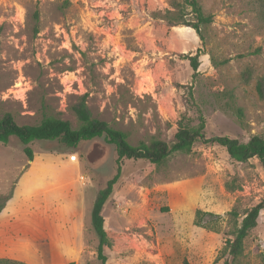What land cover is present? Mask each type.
<instances>
[{
	"label": "rangeland",
	"instance_id": "obj_1",
	"mask_svg": "<svg viewBox=\"0 0 264 264\" xmlns=\"http://www.w3.org/2000/svg\"><path fill=\"white\" fill-rule=\"evenodd\" d=\"M200 3L213 17L203 39L161 18L170 0H0V116L10 111L35 124L47 111L76 126L72 105L87 93L93 115L129 132L132 143L152 135L170 141L183 114L194 123L203 115L207 137L264 136L256 90L264 3ZM196 54L194 77L188 56ZM25 146L15 137L0 142V258L103 264L92 214L117 172L114 145L36 140L33 160ZM263 196L258 159L236 161L218 144L200 141L162 165L125 160L102 210L112 242L106 264H264V210L241 257L224 252L226 212L237 205L244 213ZM197 209L224 216L221 231L196 226Z\"/></svg>",
	"mask_w": 264,
	"mask_h": 264
},
{
	"label": "trees",
	"instance_id": "obj_2",
	"mask_svg": "<svg viewBox=\"0 0 264 264\" xmlns=\"http://www.w3.org/2000/svg\"><path fill=\"white\" fill-rule=\"evenodd\" d=\"M261 1L264 3V0ZM170 6L163 12H159L161 18L166 19L170 25L192 27L201 39L204 38V30L212 23L213 17L204 12L200 0H170ZM35 31L38 32V29L36 28ZM188 58L194 69L193 76L196 77L200 66L198 54L189 55ZM256 90L260 99L264 101V75L257 79ZM72 110L78 120L76 126L70 120L47 111L43 112L38 123L21 124L12 112L6 111L0 116V142L8 144L13 137L17 138L26 145L24 152L30 160L34 159V154L29 143L36 140H58L66 146L77 147L84 141L103 139L107 144L114 145L117 153V172L103 188L99 189L92 214V223L99 235L98 254L103 264L107 263V257L103 252L104 248L111 246L112 242L104 226L105 219L102 210L120 181L125 160H146L156 165H162L176 153H190L193 147L202 141L225 147L230 157L236 161L247 162L256 158L264 167V136L254 134L247 141H241L228 135L207 137L203 115H199L198 122L194 123L191 117L183 114L177 122V129L170 141L158 135H152L149 140L141 139L137 143H132L129 139V132L93 115L88 105L87 93L79 96L72 105ZM237 110L239 116H242L243 110L241 108H237ZM226 187L229 191L236 189L234 185L228 183ZM2 208L3 204L0 203V210ZM262 210H264V196L244 213L239 210L237 205L226 212L225 216L231 229L227 232L224 252L232 260L238 259L244 253L245 240L258 225ZM220 219H224V216L197 209L194 223L198 227L220 232ZM0 264L25 263L9 258H0ZM66 264L75 263L72 261ZM183 264H189L188 260L186 259ZM224 264H230V260L225 259Z\"/></svg>",
	"mask_w": 264,
	"mask_h": 264
},
{
	"label": "built area",
	"instance_id": "obj_3",
	"mask_svg": "<svg viewBox=\"0 0 264 264\" xmlns=\"http://www.w3.org/2000/svg\"><path fill=\"white\" fill-rule=\"evenodd\" d=\"M84 178V177H83Z\"/></svg>",
	"mask_w": 264,
	"mask_h": 264
}]
</instances>
